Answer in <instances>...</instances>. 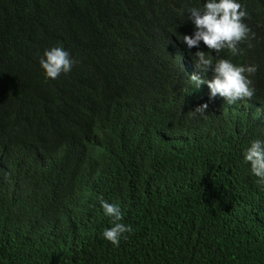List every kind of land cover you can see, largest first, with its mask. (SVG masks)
Segmentation results:
<instances>
[{"label":"trees","instance_id":"trees-1","mask_svg":"<svg viewBox=\"0 0 264 264\" xmlns=\"http://www.w3.org/2000/svg\"><path fill=\"white\" fill-rule=\"evenodd\" d=\"M241 2L250 38L219 57L257 64L256 91L230 106L187 79L203 0H0V264H264L242 156L264 138V0ZM58 43L80 63L50 80ZM98 196L134 229L119 247Z\"/></svg>","mask_w":264,"mask_h":264},{"label":"clouds","instance_id":"clouds-1","mask_svg":"<svg viewBox=\"0 0 264 264\" xmlns=\"http://www.w3.org/2000/svg\"><path fill=\"white\" fill-rule=\"evenodd\" d=\"M185 7L186 20L193 30L191 34L182 35L179 41L189 51L196 70L187 78L193 88L199 90L207 86L209 92L203 91L209 94V99L218 96L230 106L251 100L256 91L251 77L257 72L258 65L235 64L229 58L219 57L223 50L233 57L242 55L240 45L250 38V29L245 23L248 14L241 0H203L200 6ZM201 44L208 51L201 50ZM193 48L196 49L194 53L191 52ZM38 63L47 79L56 80L62 74L67 75L80 60L58 43L44 49ZM209 72L210 79L202 78ZM207 108L208 104L202 103L187 115L191 119L204 118ZM242 156L257 188L264 191V138L250 140ZM97 200L103 214L110 218V226L103 229L102 238L113 247H119L121 240L128 239L134 229L123 222L124 213L118 203L109 202L103 196H98Z\"/></svg>","mask_w":264,"mask_h":264}]
</instances>
